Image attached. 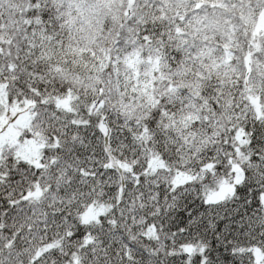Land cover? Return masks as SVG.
I'll use <instances>...</instances> for the list:
<instances>
[{
	"label": "snow or ice",
	"instance_id": "1",
	"mask_svg": "<svg viewBox=\"0 0 264 264\" xmlns=\"http://www.w3.org/2000/svg\"><path fill=\"white\" fill-rule=\"evenodd\" d=\"M0 264H264V0H0Z\"/></svg>",
	"mask_w": 264,
	"mask_h": 264
}]
</instances>
